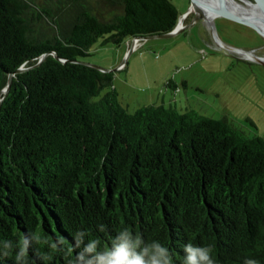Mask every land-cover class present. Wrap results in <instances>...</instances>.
I'll list each match as a JSON object with an SVG mask.
<instances>
[{"label": "trees", "instance_id": "1", "mask_svg": "<svg viewBox=\"0 0 264 264\" xmlns=\"http://www.w3.org/2000/svg\"><path fill=\"white\" fill-rule=\"evenodd\" d=\"M179 19L171 0H0V92L12 75L0 94V241L39 233L67 249L84 230L106 246L128 227L173 264L187 243L211 245L216 264H264V137L192 110L130 113L113 73L82 62L99 40L159 37ZM74 257L40 245L28 254L29 264Z\"/></svg>", "mask_w": 264, "mask_h": 264}, {"label": "rangeland", "instance_id": "2", "mask_svg": "<svg viewBox=\"0 0 264 264\" xmlns=\"http://www.w3.org/2000/svg\"><path fill=\"white\" fill-rule=\"evenodd\" d=\"M171 2L183 19L178 34L146 39L134 48L131 40L118 47L101 46L99 40L82 62L113 73L119 102L130 113L149 105L179 113L192 110L224 118L250 137H264V39L222 18H215L211 26L206 20L195 21L190 0ZM55 3L38 5L59 7L63 16L70 13L68 5ZM101 12L104 19L110 18ZM248 54L261 60L249 59Z\"/></svg>", "mask_w": 264, "mask_h": 264}, {"label": "clouds", "instance_id": "3", "mask_svg": "<svg viewBox=\"0 0 264 264\" xmlns=\"http://www.w3.org/2000/svg\"><path fill=\"white\" fill-rule=\"evenodd\" d=\"M99 232L106 231V226H97ZM70 247L66 249L63 237H49L39 233L24 234L18 241H0V256H9L15 252V264H29V250L34 245L47 246L58 253H75L68 264H173L170 250L157 240L148 242L128 227L122 228L112 236L106 246L99 238H89V233L77 230ZM182 264H216L211 245L199 246L187 243L183 247ZM243 264H258L254 259H245Z\"/></svg>", "mask_w": 264, "mask_h": 264}, {"label": "water", "instance_id": "4", "mask_svg": "<svg viewBox=\"0 0 264 264\" xmlns=\"http://www.w3.org/2000/svg\"><path fill=\"white\" fill-rule=\"evenodd\" d=\"M220 4L217 6H209V5H204L203 3L200 2V0H190L191 8H190V13H194L195 16V21L196 20H206V15H213L215 18H222L240 25H243L247 28H250L253 30L255 33H257L260 37L264 39V0H251L254 2V4L257 6L258 9V14L260 17L259 21H254L246 16H244L241 12H239L236 9H230L223 4L222 0H219ZM207 13V14H206ZM187 16V14H186ZM185 16V17H186ZM181 18L178 20L177 26L175 30L169 34L162 35L159 37L155 38H169L172 37L180 32L178 29L179 25L181 24ZM153 39V38H151ZM236 53H239V55L246 54V52H242L239 50H235ZM259 61L261 60L260 58L256 57ZM87 64V63H86ZM100 72L103 73H111V71L108 70H103L102 68L92 66L90 64H87ZM24 71V69L18 70L16 73H20ZM115 71V70H114ZM12 81V75L9 76L8 79V85L7 88L4 89L3 91L0 92L2 95H6L8 93L9 87L11 85Z\"/></svg>", "mask_w": 264, "mask_h": 264}, {"label": "bare ground", "instance_id": "5", "mask_svg": "<svg viewBox=\"0 0 264 264\" xmlns=\"http://www.w3.org/2000/svg\"><path fill=\"white\" fill-rule=\"evenodd\" d=\"M222 1L226 7L230 9H236L246 17L254 21L260 20L258 9H257V6L254 4V2L250 0H222ZM200 2L203 3L204 5H209V6H217L220 4L219 0H200ZM214 19L215 17L213 15H208V14L206 15V22H208L210 26L213 23ZM182 22H183V19L181 21V24L178 27L179 29H181L180 27L182 26ZM246 57L252 60L259 61L258 59L254 58V56L249 55V54L246 55Z\"/></svg>", "mask_w": 264, "mask_h": 264}, {"label": "built area", "instance_id": "6", "mask_svg": "<svg viewBox=\"0 0 264 264\" xmlns=\"http://www.w3.org/2000/svg\"><path fill=\"white\" fill-rule=\"evenodd\" d=\"M140 41H142V40H132V46H133L132 48H134L136 46V44H138Z\"/></svg>", "mask_w": 264, "mask_h": 264}]
</instances>
